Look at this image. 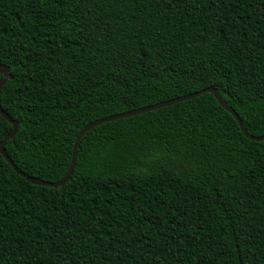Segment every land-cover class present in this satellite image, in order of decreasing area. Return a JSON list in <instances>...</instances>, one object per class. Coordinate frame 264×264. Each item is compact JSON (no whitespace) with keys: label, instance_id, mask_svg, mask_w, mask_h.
<instances>
[{"label":"trees","instance_id":"obj_1","mask_svg":"<svg viewBox=\"0 0 264 264\" xmlns=\"http://www.w3.org/2000/svg\"><path fill=\"white\" fill-rule=\"evenodd\" d=\"M0 64L43 181L89 124L208 88L264 136V0H0ZM0 264H264V142L205 93L93 128L63 187L0 152Z\"/></svg>","mask_w":264,"mask_h":264},{"label":"water","instance_id":"obj_2","mask_svg":"<svg viewBox=\"0 0 264 264\" xmlns=\"http://www.w3.org/2000/svg\"><path fill=\"white\" fill-rule=\"evenodd\" d=\"M0 74H1V79H0V92L2 90V88L4 87V85L12 80L13 76L10 73V68L4 65L0 64ZM205 93H210L212 94L216 100L218 101V103L221 105V107H223L227 112H229L238 122L241 131L243 132V134L250 140L252 141H256V142H264V136H260V137H255L252 136L250 134H248V132L245 130L243 123L240 119V117L238 116V114L229 106V104L227 102H225L219 92L214 89V88H208L206 90H203L201 92L198 93H193L190 95H186L183 97H179L176 98L174 100L168 101V102H163L157 105H153V106H149V107H145V108H141V109H137V110H133L131 112H127V113H123V114H118V115H114V116H110L101 120H97L91 124H89L88 126H86L79 134V136L76 139L75 145H74V150H73V155H72V160H71V166L66 174V176L57 183H52V182H47V181H43L41 179L38 178H34L31 177L27 174H25L24 172L20 171L17 166L13 163V161L11 160V158L8 156L6 149H5V144L12 140L15 135L18 132L19 129V123L12 120V118L3 110L1 103H0V115L3 116L12 126H13V130L12 132L6 137V139L4 140V142L1 144L0 146V152L2 154V156L4 157V159L10 164V166L14 169V171L21 177H23L24 179H26L28 182L36 185V186H42V187H51V188H58V187H63L65 186L71 179L75 167H76V163H77V159H78V148H79V143L81 141V139L89 132L91 131L93 128H96L102 124L105 123H109L112 121H117V120H121L124 118H128V117H132V116H136V115H140V114H145L151 111H155L161 108H165V107H169L172 105H175L177 103H181V102H185V101H189L192 100L202 94Z\"/></svg>","mask_w":264,"mask_h":264}]
</instances>
